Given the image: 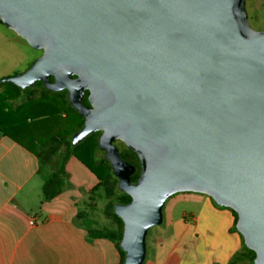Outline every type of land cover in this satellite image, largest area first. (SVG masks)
Masks as SVG:
<instances>
[{
  "label": "water",
  "instance_id": "1",
  "mask_svg": "<svg viewBox=\"0 0 264 264\" xmlns=\"http://www.w3.org/2000/svg\"><path fill=\"white\" fill-rule=\"evenodd\" d=\"M0 21L41 51L1 81L66 90L84 118L73 144L100 131L131 198L113 209L122 264H143L148 230L180 192L233 210L264 264V29L250 27L245 0H0ZM114 141L136 154L135 181Z\"/></svg>",
  "mask_w": 264,
  "mask_h": 264
},
{
  "label": "crops",
  "instance_id": "2",
  "mask_svg": "<svg viewBox=\"0 0 264 264\" xmlns=\"http://www.w3.org/2000/svg\"><path fill=\"white\" fill-rule=\"evenodd\" d=\"M37 169L33 153L0 133V264H118L115 244L88 238L75 221L78 203L97 178L70 157L65 166L68 184L53 199L42 201L41 194L34 196L41 179ZM207 197L193 196L205 210L192 216L196 229L189 235L188 260L182 255L173 264H228L234 254H244L242 239L232 230V212L215 209ZM170 257V252L162 259L156 254L143 264H170ZM238 264L249 262L242 257Z\"/></svg>",
  "mask_w": 264,
  "mask_h": 264
},
{
  "label": "trees",
  "instance_id": "3",
  "mask_svg": "<svg viewBox=\"0 0 264 264\" xmlns=\"http://www.w3.org/2000/svg\"><path fill=\"white\" fill-rule=\"evenodd\" d=\"M49 80L52 81V78ZM60 92L66 93V90H50L41 81L36 82L32 87L22 89L11 82L0 80V133L22 145L37 158V173L42 180V201L53 199L68 184L65 166L70 157H75L97 178L98 183L90 190L89 197L93 199L91 196H95L106 201L102 213L110 223L98 226L84 209L77 211L75 221L85 231L88 238H103L112 241L119 254L118 264H122L124 252L119 243L123 234V223L113 209L115 204H126L131 198L119 190L118 180L107 158L96 156V152L100 150L98 146L100 131L73 144L71 136L82 126L84 118L67 99L59 94ZM86 97L87 92L83 97V103L87 105ZM49 98L50 101H45ZM67 105L78 117L76 130L70 132L68 122L65 128L47 133L51 128L59 125V113L65 111ZM43 134L44 136L41 137ZM121 145L120 157L134 166L135 171L131 175V181H135L139 175L138 158L123 143ZM229 210L234 218L232 230L237 232L236 213ZM242 245L244 254H234L228 264H238L242 257L248 260L249 264H253L254 252L244 245L243 240Z\"/></svg>",
  "mask_w": 264,
  "mask_h": 264
},
{
  "label": "rangeland",
  "instance_id": "4",
  "mask_svg": "<svg viewBox=\"0 0 264 264\" xmlns=\"http://www.w3.org/2000/svg\"><path fill=\"white\" fill-rule=\"evenodd\" d=\"M245 8L250 27L254 30H263L264 0H245ZM39 56L40 50L31 47L25 40L0 22V80L23 73ZM59 94L68 100L67 93L60 92ZM45 101H50V98ZM68 122L70 123L69 131L76 130L78 117L67 105L65 111L59 113V125L51 128L47 133L65 128ZM43 136L44 134L41 135V137ZM114 144L118 149L122 148L120 141H116ZM96 156L103 157L105 155L102 150H99L96 152ZM39 184L42 185L40 178H38V186L36 185V190H34V196L36 195V197L41 194ZM198 195L199 193L194 192H180L166 199L162 209V223L148 230L146 237L147 257H145V260L156 254L162 259L168 252L171 253L170 260H168L170 264L177 263L182 255L184 259L188 260L189 235L196 229L192 216L198 215L201 210H205V207L202 208L201 203L193 199V196ZM202 196L207 197L203 194ZM91 197L93 199L89 197V193L85 194L78 203V210L84 209L87 211L98 226L108 225L110 221L102 213L106 201L95 196ZM207 198L215 209L229 210L217 206L209 197ZM34 202L37 205L38 198L34 197ZM215 216L222 220L219 215L215 214Z\"/></svg>",
  "mask_w": 264,
  "mask_h": 264
},
{
  "label": "flooded vegetation",
  "instance_id": "5",
  "mask_svg": "<svg viewBox=\"0 0 264 264\" xmlns=\"http://www.w3.org/2000/svg\"><path fill=\"white\" fill-rule=\"evenodd\" d=\"M40 54H41V51H40ZM116 141H114V143H115Z\"/></svg>",
  "mask_w": 264,
  "mask_h": 264
},
{
  "label": "built area",
  "instance_id": "6",
  "mask_svg": "<svg viewBox=\"0 0 264 264\" xmlns=\"http://www.w3.org/2000/svg\"><path fill=\"white\" fill-rule=\"evenodd\" d=\"M30 223L32 224V221H30Z\"/></svg>",
  "mask_w": 264,
  "mask_h": 264
}]
</instances>
